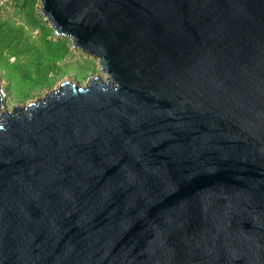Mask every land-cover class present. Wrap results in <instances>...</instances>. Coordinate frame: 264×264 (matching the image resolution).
Instances as JSON below:
<instances>
[{
	"label": "water",
	"instance_id": "95a60500",
	"mask_svg": "<svg viewBox=\"0 0 264 264\" xmlns=\"http://www.w3.org/2000/svg\"><path fill=\"white\" fill-rule=\"evenodd\" d=\"M42 2L106 79L0 83V264H264V0Z\"/></svg>",
	"mask_w": 264,
	"mask_h": 264
},
{
	"label": "rangeland",
	"instance_id": "374dc122",
	"mask_svg": "<svg viewBox=\"0 0 264 264\" xmlns=\"http://www.w3.org/2000/svg\"><path fill=\"white\" fill-rule=\"evenodd\" d=\"M42 0H0V83L10 112L70 82L87 87L106 79L99 59L60 38L42 12Z\"/></svg>",
	"mask_w": 264,
	"mask_h": 264
}]
</instances>
